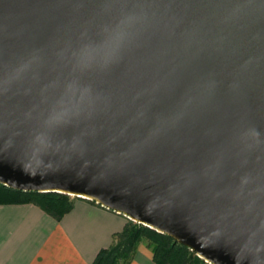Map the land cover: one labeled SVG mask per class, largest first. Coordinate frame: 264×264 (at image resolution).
<instances>
[{
	"label": "water",
	"instance_id": "obj_1",
	"mask_svg": "<svg viewBox=\"0 0 264 264\" xmlns=\"http://www.w3.org/2000/svg\"><path fill=\"white\" fill-rule=\"evenodd\" d=\"M0 183L264 264V0H0Z\"/></svg>",
	"mask_w": 264,
	"mask_h": 264
},
{
	"label": "crops",
	"instance_id": "obj_2",
	"mask_svg": "<svg viewBox=\"0 0 264 264\" xmlns=\"http://www.w3.org/2000/svg\"><path fill=\"white\" fill-rule=\"evenodd\" d=\"M127 217L78 198L60 220L31 203L0 204V264H91ZM129 264H156L141 242Z\"/></svg>",
	"mask_w": 264,
	"mask_h": 264
},
{
	"label": "trees",
	"instance_id": "obj_3",
	"mask_svg": "<svg viewBox=\"0 0 264 264\" xmlns=\"http://www.w3.org/2000/svg\"><path fill=\"white\" fill-rule=\"evenodd\" d=\"M77 198L58 192L21 191L0 183V204L31 203L56 220L73 207ZM88 201L101 206L93 200ZM142 241L151 250L156 264H210L167 234L128 218L122 231L113 235L112 244L101 249L91 264H129Z\"/></svg>",
	"mask_w": 264,
	"mask_h": 264
},
{
	"label": "rangeland",
	"instance_id": "obj_4",
	"mask_svg": "<svg viewBox=\"0 0 264 264\" xmlns=\"http://www.w3.org/2000/svg\"><path fill=\"white\" fill-rule=\"evenodd\" d=\"M78 199V198H77ZM144 244H146L144 241H142Z\"/></svg>",
	"mask_w": 264,
	"mask_h": 264
}]
</instances>
